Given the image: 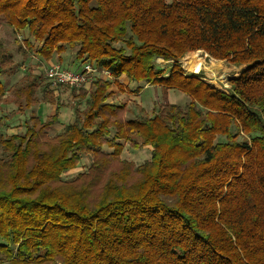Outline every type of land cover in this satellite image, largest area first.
I'll return each mask as SVG.
<instances>
[{"label": "trees", "instance_id": "trees-1", "mask_svg": "<svg viewBox=\"0 0 264 264\" xmlns=\"http://www.w3.org/2000/svg\"><path fill=\"white\" fill-rule=\"evenodd\" d=\"M0 23L26 31L23 49L37 58L73 49L79 66L88 62L110 77L95 74L83 87L84 108L73 106L74 121L56 145L42 149L35 139L58 119L48 81L44 99L55 114L42 124L30 115L22 134L0 133L10 156L0 179V257L10 264H264V0H0ZM198 50L241 67L229 88L184 73L179 61ZM119 77L190 101L121 120L124 104L108 101ZM34 87L16 88L25 96L17 111L37 103ZM118 139L151 147L133 185L107 184L93 204L85 188L56 187L103 144L118 157Z\"/></svg>", "mask_w": 264, "mask_h": 264}, {"label": "rangeland", "instance_id": "rangeland-1", "mask_svg": "<svg viewBox=\"0 0 264 264\" xmlns=\"http://www.w3.org/2000/svg\"><path fill=\"white\" fill-rule=\"evenodd\" d=\"M26 38V31L15 32L12 27L0 23V65L5 69L0 75V82L4 86L3 94L0 95V133L3 137L24 133L27 125L32 122L29 119L30 115L36 116V122L42 124L55 114V106L44 99V97H48L47 91H45L48 83L45 69L52 61H57L69 69H73L71 66H75L73 64L76 62L73 49L68 50L65 55L62 54L63 59L61 60L57 59V54L53 56L51 62L37 58L23 49V42ZM194 52L196 51L190 53ZM190 53L179 61L184 73L190 75V73H197L201 70L204 80L218 90H221V86L225 84L229 86L228 79L235 76L241 69V67L226 61L215 60L202 51L197 54V60L192 64L193 67L187 68L183 61ZM157 63L163 66L168 64L161 58L157 60ZM118 79L123 90H117L108 101L116 105L124 104L125 110L119 112L121 120L153 115L166 104L185 107L184 105L190 101L188 96L178 90H167L163 87L150 85L139 87L137 83H129L125 78ZM32 81H35L36 84V87L33 88V96L37 99V103L26 112L17 111L16 103L24 100L25 96L22 93H19V97L15 96V90L21 86H27ZM52 89H54L52 95L59 98V113L55 124L38 131L35 136L42 149L56 145L59 141L57 139L59 134L64 131L67 124L73 123L75 117L73 106H78L81 110L84 108L85 100L79 95L83 88H74L73 90V88L60 87ZM114 89L116 90V87ZM113 135L114 131L111 130L109 138H112ZM116 142L123 144L118 157L113 155L112 147L103 144L101 154H84L74 169L62 173L61 181L56 187L59 188L61 185L72 187L73 185L76 189L85 188L88 203L93 204L99 199L107 184L133 185L141 178L138 168L150 158L151 147L149 145L134 147L123 139H118ZM4 151L6 150L0 147V179L3 181L6 180V166L10 161V156ZM0 264L10 263L0 257Z\"/></svg>", "mask_w": 264, "mask_h": 264}, {"label": "built area", "instance_id": "built-area-1", "mask_svg": "<svg viewBox=\"0 0 264 264\" xmlns=\"http://www.w3.org/2000/svg\"><path fill=\"white\" fill-rule=\"evenodd\" d=\"M106 76H109L107 71H103ZM97 73V69L92 64L86 62L82 64L80 69H68L63 67L57 61L48 65L45 69V77L52 88H57L59 85L67 88H83L92 81V78ZM229 86H221L227 89Z\"/></svg>", "mask_w": 264, "mask_h": 264}, {"label": "crops", "instance_id": "crops-1", "mask_svg": "<svg viewBox=\"0 0 264 264\" xmlns=\"http://www.w3.org/2000/svg\"><path fill=\"white\" fill-rule=\"evenodd\" d=\"M63 55H65V54H63ZM63 55H60V56H58V55H56V57H57V59H59V60H61V59H63ZM51 59H53V57L51 58ZM48 60L47 62H51L52 60ZM52 62H56V61H52ZM51 62V63H52ZM73 65H75L76 67L74 68V69H80V67L81 66H79L78 64H77V62H74V64ZM48 66V65H47ZM71 67H74V66H71ZM104 70H97V73H96V77H98L99 79H110V77L109 76H106L105 74H104V72H103ZM120 78V77H119ZM123 78V77H122ZM117 80H119L118 78H116V81H115V83L111 86V88H110V92H111V94H113V93H115L117 90H119L120 91V89L118 88V86H117V84H119L120 82H118ZM86 86H89V84L88 85H86ZM114 87H116V90L114 89Z\"/></svg>", "mask_w": 264, "mask_h": 264}, {"label": "bare ground", "instance_id": "bare-ground-1", "mask_svg": "<svg viewBox=\"0 0 264 264\" xmlns=\"http://www.w3.org/2000/svg\"><path fill=\"white\" fill-rule=\"evenodd\" d=\"M199 52H201L200 50H198V51H196V52H194V53H190V55H188L187 56V58L183 61L184 63H185V65H186V67L188 68H190V67H193L192 66V64H193V62L194 61H196L197 59H196V57H197V54L199 53ZM197 66V65H196ZM197 69V68H196Z\"/></svg>", "mask_w": 264, "mask_h": 264}, {"label": "water", "instance_id": "water-1", "mask_svg": "<svg viewBox=\"0 0 264 264\" xmlns=\"http://www.w3.org/2000/svg\"><path fill=\"white\" fill-rule=\"evenodd\" d=\"M197 73L201 75L203 72L200 70V71H199V72H197Z\"/></svg>", "mask_w": 264, "mask_h": 264}]
</instances>
